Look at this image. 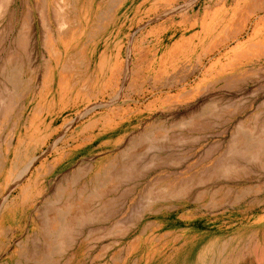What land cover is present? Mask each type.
I'll use <instances>...</instances> for the list:
<instances>
[{"label": "rangeland", "instance_id": "obj_1", "mask_svg": "<svg viewBox=\"0 0 264 264\" xmlns=\"http://www.w3.org/2000/svg\"><path fill=\"white\" fill-rule=\"evenodd\" d=\"M0 264H264V0H0Z\"/></svg>", "mask_w": 264, "mask_h": 264}, {"label": "crops", "instance_id": "obj_2", "mask_svg": "<svg viewBox=\"0 0 264 264\" xmlns=\"http://www.w3.org/2000/svg\"><path fill=\"white\" fill-rule=\"evenodd\" d=\"M244 8H245V7H244ZM244 8H243V9H244ZM243 9H242V10H243ZM246 14H247V13H246ZM231 26H232V25L229 24V25H227V27H226V29H225V33H224L223 35H224L226 38H228L230 35H233V33H234V31H233V32L231 31L230 33L228 32V29H229Z\"/></svg>", "mask_w": 264, "mask_h": 264}, {"label": "bare ground", "instance_id": "obj_3", "mask_svg": "<svg viewBox=\"0 0 264 264\" xmlns=\"http://www.w3.org/2000/svg\"><path fill=\"white\" fill-rule=\"evenodd\" d=\"M105 56V55H104Z\"/></svg>", "mask_w": 264, "mask_h": 264}]
</instances>
